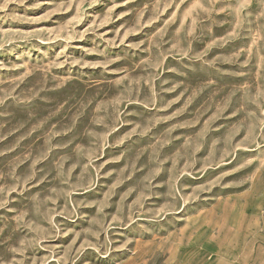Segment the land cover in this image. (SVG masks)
<instances>
[{
	"label": "rangeland",
	"instance_id": "obj_1",
	"mask_svg": "<svg viewBox=\"0 0 264 264\" xmlns=\"http://www.w3.org/2000/svg\"><path fill=\"white\" fill-rule=\"evenodd\" d=\"M0 264H264V0H0Z\"/></svg>",
	"mask_w": 264,
	"mask_h": 264
}]
</instances>
